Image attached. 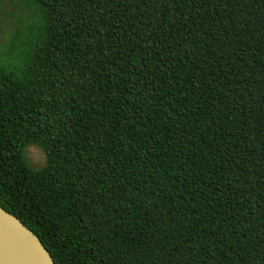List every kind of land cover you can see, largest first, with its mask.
Returning a JSON list of instances; mask_svg holds the SVG:
<instances>
[{
	"label": "trees",
	"instance_id": "1",
	"mask_svg": "<svg viewBox=\"0 0 264 264\" xmlns=\"http://www.w3.org/2000/svg\"><path fill=\"white\" fill-rule=\"evenodd\" d=\"M31 2L2 207L56 264H264V0Z\"/></svg>",
	"mask_w": 264,
	"mask_h": 264
},
{
	"label": "rangeland",
	"instance_id": "2",
	"mask_svg": "<svg viewBox=\"0 0 264 264\" xmlns=\"http://www.w3.org/2000/svg\"><path fill=\"white\" fill-rule=\"evenodd\" d=\"M39 17L31 0H0V70H23L27 41L36 32ZM26 157L34 169L46 163L44 152L36 145L27 147Z\"/></svg>",
	"mask_w": 264,
	"mask_h": 264
},
{
	"label": "water",
	"instance_id": "3",
	"mask_svg": "<svg viewBox=\"0 0 264 264\" xmlns=\"http://www.w3.org/2000/svg\"><path fill=\"white\" fill-rule=\"evenodd\" d=\"M0 264H56L40 238L1 203Z\"/></svg>",
	"mask_w": 264,
	"mask_h": 264
}]
</instances>
